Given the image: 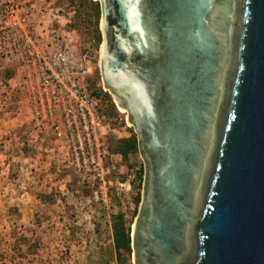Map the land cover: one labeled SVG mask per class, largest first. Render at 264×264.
Here are the masks:
<instances>
[{"label": "water", "instance_id": "1", "mask_svg": "<svg viewBox=\"0 0 264 264\" xmlns=\"http://www.w3.org/2000/svg\"><path fill=\"white\" fill-rule=\"evenodd\" d=\"M144 165L149 264H264V0H96Z\"/></svg>", "mask_w": 264, "mask_h": 264}, {"label": "built area", "instance_id": "2", "mask_svg": "<svg viewBox=\"0 0 264 264\" xmlns=\"http://www.w3.org/2000/svg\"><path fill=\"white\" fill-rule=\"evenodd\" d=\"M77 13L69 0H0V63L13 67L9 89L23 97L34 126L52 134L59 161L108 207L114 191L135 184L112 150L134 128L105 86L111 100L89 89L102 71L103 41L82 37Z\"/></svg>", "mask_w": 264, "mask_h": 264}, {"label": "rangeland", "instance_id": "3", "mask_svg": "<svg viewBox=\"0 0 264 264\" xmlns=\"http://www.w3.org/2000/svg\"><path fill=\"white\" fill-rule=\"evenodd\" d=\"M85 29L82 37L93 38L94 27ZM12 76L13 67L0 63V264H132L116 244L114 226L119 218L131 231L135 224L142 159L140 168L121 154L133 189L116 190L108 207L99 205L57 158L52 134L34 126L23 97L9 89ZM88 85L103 90L100 69Z\"/></svg>", "mask_w": 264, "mask_h": 264}, {"label": "trees", "instance_id": "4", "mask_svg": "<svg viewBox=\"0 0 264 264\" xmlns=\"http://www.w3.org/2000/svg\"><path fill=\"white\" fill-rule=\"evenodd\" d=\"M71 3L76 4L78 6V13L74 20L73 27L77 29L79 32L84 30V33L87 28L93 26V38L97 41L101 42L102 36L100 31V20H101V10L99 2H94L92 0H69ZM83 33V32H82ZM83 33V34H84ZM91 90V89H90ZM94 95H103L106 99L111 100L110 96L104 94L102 90H93ZM114 152H118L123 155L124 159L127 160L128 156L133 153L138 152V142L136 137L133 135L129 139L126 140H118L113 141V148ZM144 170H141V174L143 177ZM138 207L141 203V193L138 195L137 198ZM122 218H119L114 226V231L116 234V244L118 247L124 251L125 255H127V259L130 258L132 254V247H131V229L125 228L123 221H119Z\"/></svg>", "mask_w": 264, "mask_h": 264}, {"label": "flooded vegetation", "instance_id": "5", "mask_svg": "<svg viewBox=\"0 0 264 264\" xmlns=\"http://www.w3.org/2000/svg\"><path fill=\"white\" fill-rule=\"evenodd\" d=\"M142 189H143V186H142ZM137 217H138V214H137ZM137 217H136V220H137ZM136 220H135V222H136ZM133 227H134V225H133ZM133 227H132V229H133ZM142 246L143 245L141 242L137 243V251H138L139 256H138L137 263H136L135 255H134V248H133V239H132V235H131L132 254L130 256V260H131L132 264H149L146 257L144 255H142V253H141V250H143Z\"/></svg>", "mask_w": 264, "mask_h": 264}, {"label": "crops", "instance_id": "6", "mask_svg": "<svg viewBox=\"0 0 264 264\" xmlns=\"http://www.w3.org/2000/svg\"><path fill=\"white\" fill-rule=\"evenodd\" d=\"M129 158H130L131 164L132 163L133 164H138L139 167L141 168V165H142V164H140L141 163V158H140V156L137 153L130 154ZM139 167H137V169H139Z\"/></svg>", "mask_w": 264, "mask_h": 264}, {"label": "bare ground", "instance_id": "7", "mask_svg": "<svg viewBox=\"0 0 264 264\" xmlns=\"http://www.w3.org/2000/svg\"><path fill=\"white\" fill-rule=\"evenodd\" d=\"M103 50H104V46L102 47V54H101V62L100 63H102L103 62ZM117 102V101H116ZM118 104V103H117Z\"/></svg>", "mask_w": 264, "mask_h": 264}]
</instances>
